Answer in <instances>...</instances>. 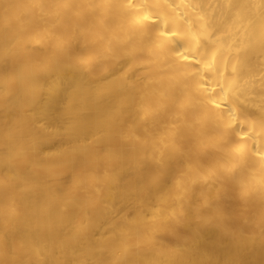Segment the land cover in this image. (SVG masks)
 <instances>
[{
  "label": "bare ground",
  "instance_id": "obj_1",
  "mask_svg": "<svg viewBox=\"0 0 264 264\" xmlns=\"http://www.w3.org/2000/svg\"><path fill=\"white\" fill-rule=\"evenodd\" d=\"M0 264H264V0H0Z\"/></svg>",
  "mask_w": 264,
  "mask_h": 264
}]
</instances>
